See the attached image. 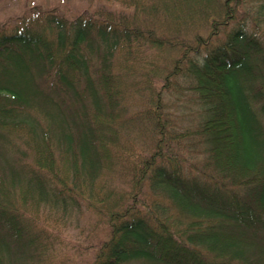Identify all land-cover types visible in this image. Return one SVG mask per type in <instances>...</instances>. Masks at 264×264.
<instances>
[{"label":"trees","instance_id":"obj_1","mask_svg":"<svg viewBox=\"0 0 264 264\" xmlns=\"http://www.w3.org/2000/svg\"><path fill=\"white\" fill-rule=\"evenodd\" d=\"M159 1L141 26L37 10L0 29V264H67L28 209L85 206L109 226L89 264H264V0ZM120 63L138 64L145 112L127 109ZM172 86L181 114L162 100ZM183 131L197 176L174 156Z\"/></svg>","mask_w":264,"mask_h":264},{"label":"rangeland","instance_id":"obj_2","mask_svg":"<svg viewBox=\"0 0 264 264\" xmlns=\"http://www.w3.org/2000/svg\"><path fill=\"white\" fill-rule=\"evenodd\" d=\"M122 1L125 2V5ZM144 3L147 4L145 7L143 5ZM153 4L163 9V2L159 0H140V3H135L132 0H0V29L3 28L6 31H10V29L20 22L23 16L30 15V13L36 12L37 10H52L55 14L63 16L69 21H73L82 14L96 15L100 12L112 14L122 13L127 19L131 18L141 26V22L146 16L145 10ZM27 17L29 18L30 16ZM221 39L222 37L217 39V41L219 42ZM137 53L134 50L132 52L130 51L123 58L131 59V63L136 58L141 57V54L138 55ZM134 55L135 57H133ZM152 55L154 56L156 54L152 53ZM161 55L168 54L164 53ZM172 55L177 57L176 53H172ZM172 55L170 57L162 56V58H158V65H167V62H169L167 59L171 58ZM120 60L122 62V58ZM137 65H124V63H120L121 74L126 75L125 83L123 84V89H126L128 92L125 103L127 104V109L129 110L130 108L129 111L131 114L145 112L147 109V105L143 100V95L146 92L139 90L146 86L145 83H142L140 86H134L139 81L144 80V78L137 74L140 68L137 70L133 69L137 68ZM167 76H161L158 77V80H154L153 84H155L157 90L160 91L161 86L167 84L164 79ZM183 96L184 90H179V88L172 86L171 91L162 100L163 102H167L173 111L176 110L181 114L185 110L184 103L186 102ZM188 113L186 112V114ZM189 123L190 120L184 122V125L187 126ZM184 131L177 138H172L174 144L173 149H175L174 156L177 154L181 160H184L181 162L184 169L187 172H194V175L197 176L201 171V164L204 158L199 150L192 147V142L189 140V136L184 134ZM135 138L136 155L142 154L147 156L145 150L146 146L149 149L151 136L147 138L140 131L135 133ZM113 184L119 191L118 195L127 193L130 190L129 181L122 176H115L113 178ZM147 184L148 182L145 183V185ZM143 192L144 196L141 199L143 201L146 200L147 204H150L154 210L152 202L155 200V197L147 187L143 189ZM84 209L79 215L77 213L72 217L64 216L60 211L52 209L51 207H42L38 210L28 209L29 214L34 216L38 223L43 224L53 234L52 238L54 242L52 246L57 260L68 261L67 264L92 263L102 243L108 238L109 226L106 224L105 219L100 218L86 206ZM157 213L159 214V212Z\"/></svg>","mask_w":264,"mask_h":264}]
</instances>
